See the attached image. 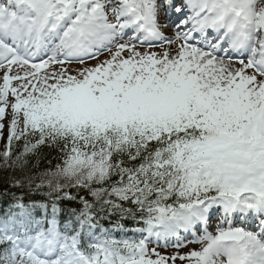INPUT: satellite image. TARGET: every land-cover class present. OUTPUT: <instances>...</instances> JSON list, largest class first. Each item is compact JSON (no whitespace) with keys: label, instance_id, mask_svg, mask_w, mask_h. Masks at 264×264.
Here are the masks:
<instances>
[{"label":"snow or ice","instance_id":"snow-or-ice-1","mask_svg":"<svg viewBox=\"0 0 264 264\" xmlns=\"http://www.w3.org/2000/svg\"><path fill=\"white\" fill-rule=\"evenodd\" d=\"M0 264H264V0H0Z\"/></svg>","mask_w":264,"mask_h":264}]
</instances>
